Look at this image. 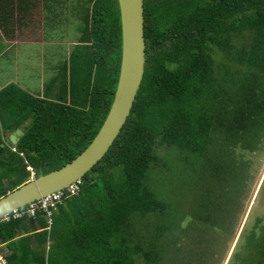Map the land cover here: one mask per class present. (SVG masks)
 <instances>
[{
  "label": "trees",
  "instance_id": "trees-1",
  "mask_svg": "<svg viewBox=\"0 0 264 264\" xmlns=\"http://www.w3.org/2000/svg\"><path fill=\"white\" fill-rule=\"evenodd\" d=\"M67 5L78 35L42 91L14 82L0 89V197L29 180L28 167L36 177L72 160L111 105L121 58L117 0H0L1 40L33 32L40 10L60 26ZM143 17L144 72L124 125L50 216L0 222L10 264H162L154 237L134 229L137 218L159 221L167 210L147 180L162 163L159 147L178 165L200 163L204 191L215 196L236 195L251 180L256 166L243 152L264 150V0H143ZM18 128L12 151L8 136ZM193 253L178 247L164 264Z\"/></svg>",
  "mask_w": 264,
  "mask_h": 264
},
{
  "label": "rangeland",
  "instance_id": "rangeland-1",
  "mask_svg": "<svg viewBox=\"0 0 264 264\" xmlns=\"http://www.w3.org/2000/svg\"><path fill=\"white\" fill-rule=\"evenodd\" d=\"M68 10L60 26L55 25L58 16L54 23L51 13L40 10V22L37 19L33 32L10 44L0 37V89L14 82L34 94L42 91L54 71V60L68 53L78 35L69 22L76 19ZM165 151L163 147L157 149L162 163L147 176L149 187L167 205L165 216L159 221L151 215L137 218L134 226L139 234L154 237L153 244L163 251L161 263L169 262L176 248L182 247L194 252L189 263L183 264H264V150L243 152V160L256 166L252 178L236 195L225 189L221 197L215 196L216 189L204 191L209 178L204 175L206 181L201 180L200 163L185 160L178 165L174 155L164 156ZM33 177L30 171L28 179ZM212 201L219 206L217 210L198 208V204ZM156 225H162L163 230L155 231ZM135 264L144 263L136 257Z\"/></svg>",
  "mask_w": 264,
  "mask_h": 264
},
{
  "label": "water",
  "instance_id": "water-1",
  "mask_svg": "<svg viewBox=\"0 0 264 264\" xmlns=\"http://www.w3.org/2000/svg\"><path fill=\"white\" fill-rule=\"evenodd\" d=\"M117 3L121 25L119 74L111 105L99 130L72 160L46 174L30 178L1 196L0 216L81 179L104 156L124 125L144 72L143 0H117ZM20 135L22 130L18 128L8 139L16 144Z\"/></svg>",
  "mask_w": 264,
  "mask_h": 264
},
{
  "label": "built area",
  "instance_id": "built-area-1",
  "mask_svg": "<svg viewBox=\"0 0 264 264\" xmlns=\"http://www.w3.org/2000/svg\"><path fill=\"white\" fill-rule=\"evenodd\" d=\"M11 150L15 151V146H11ZM30 171L33 174L32 169H30ZM80 184L81 179H77L62 189L54 191L25 206L20 207L22 210H20V208H16L6 214H3L0 216V222L15 219L21 217L22 215L33 217L37 211H43L47 216H50L51 211L54 210L57 205L61 204L65 198L75 195L78 192ZM48 222H50V219H48ZM5 250L6 248L4 247V243L0 242V264H10L4 255Z\"/></svg>",
  "mask_w": 264,
  "mask_h": 264
},
{
  "label": "crops",
  "instance_id": "crops-1",
  "mask_svg": "<svg viewBox=\"0 0 264 264\" xmlns=\"http://www.w3.org/2000/svg\"><path fill=\"white\" fill-rule=\"evenodd\" d=\"M0 36H1V35H0ZM2 40H4L5 43L10 44L9 40H7V39H2Z\"/></svg>",
  "mask_w": 264,
  "mask_h": 264
},
{
  "label": "clouds",
  "instance_id": "clouds-1",
  "mask_svg": "<svg viewBox=\"0 0 264 264\" xmlns=\"http://www.w3.org/2000/svg\"><path fill=\"white\" fill-rule=\"evenodd\" d=\"M12 146H14V144H12ZM10 148H11V146H10Z\"/></svg>",
  "mask_w": 264,
  "mask_h": 264
}]
</instances>
